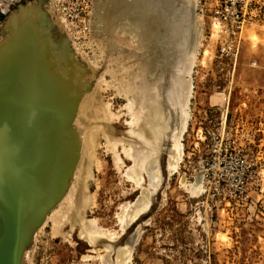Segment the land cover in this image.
Here are the masks:
<instances>
[{
    "label": "rangeland",
    "instance_id": "obj_1",
    "mask_svg": "<svg viewBox=\"0 0 264 264\" xmlns=\"http://www.w3.org/2000/svg\"><path fill=\"white\" fill-rule=\"evenodd\" d=\"M38 1L21 0L16 3L0 19V31L11 13ZM121 1L94 0V10L99 8L102 21L99 31L105 33L108 30L109 33L110 42L105 55L101 56L105 59L98 55V51L103 50L101 43L98 48L96 42H90L89 36L71 39L77 44L75 50L82 53L79 56L74 51L73 55L75 59L76 55L82 58L76 60L78 63L80 61L79 65L84 71L81 75L83 86L91 85V92L99 80V90L94 96L102 111L105 108L100 106V100L109 108L111 119L106 120L115 137V143L109 144L104 130L100 131L96 137L97 146L91 155L90 195L84 213L97 236L93 240L81 236L80 225L72 227L70 223L57 229L52 221H48L43 230L40 229L70 186L73 175L64 176L56 195L47 201L49 204L42 206L40 201L35 200L24 208L20 205L16 207L12 218L0 216V262L264 264V25H246L241 33L234 34L230 29L213 25L197 0L196 18L198 23H202L197 40L191 42L187 53L174 43V50L171 51V43L161 29L153 30V38L145 33L142 38L145 43L142 41L141 44L130 37L122 36L119 39L118 23L114 21V27L107 20L115 16L121 18L119 12L126 11L120 7ZM128 1L124 0L125 3ZM143 1L142 6L149 4V1ZM133 2L134 8L127 18L131 20L134 17L135 23H138L139 17L136 15L140 14L139 11H143L141 17L145 20H148L147 11L150 12V8L156 11L154 7L140 8L141 0ZM163 4L160 3L159 7H163ZM52 9L50 15L53 17L55 11ZM64 24L67 27L65 21ZM143 24L142 27H145ZM106 25L110 28L107 29ZM65 29L68 32V27ZM252 31L258 40L251 38ZM181 58V69L185 70L181 71V74L184 73L182 77L191 85L186 120L179 109L168 105L167 99L163 102L166 109H171V130L176 124L182 128L186 123L179 136L181 155L176 156V160V157L168 159L174 142L162 136V147L158 145L159 151L155 150L152 155L157 160L154 159L152 169L156 174L155 180L151 182L149 176L152 175L149 174L152 172L142 170V165L138 163L137 166V162H134V159L142 158L144 152L141 151L145 149L136 144L129 154L122 147V138L126 139L127 144L135 141L129 131L131 115L126 109L128 101L122 87L129 88L127 82L135 79V88H145L140 65L147 72L158 75L168 66L172 70ZM94 70H98L99 74ZM120 70L125 72L119 73ZM86 73H90L91 79ZM95 76L99 77L96 79ZM89 79L93 81L90 83ZM100 108H97L99 113L104 114L105 111L101 113ZM102 124L106 125L105 122ZM133 153H138L137 157L133 158ZM134 163L137 171L132 168ZM144 192L148 195V206L130 220L128 212Z\"/></svg>",
    "mask_w": 264,
    "mask_h": 264
},
{
    "label": "bare ground",
    "instance_id": "obj_2",
    "mask_svg": "<svg viewBox=\"0 0 264 264\" xmlns=\"http://www.w3.org/2000/svg\"><path fill=\"white\" fill-rule=\"evenodd\" d=\"M138 1L140 2V0ZM147 1H149V4ZM147 1L145 3L148 5L146 6L154 7L156 11L154 12L151 8L150 12L147 11L146 19L148 20L143 19L141 17L143 11H139L140 14L136 15L139 17L138 23H135L134 17L131 20L129 17V19L127 18V14H131V9L134 8L132 7V4L134 5L133 0L128 1V3H125L124 0L120 2L121 6H119L124 7L127 12H119V14L124 15L120 14L121 18L118 17L117 19L115 18L117 16H115L114 19L107 20L110 24H113L114 21L118 23L116 29L119 39L122 36L130 37L133 41L141 44L145 33L149 38L150 36L153 38L156 23L159 25L161 21V19H158L160 18L158 14L164 12L162 7L159 8L160 3L163 4V0ZM142 3H144L143 0H141L139 7L141 6L140 8L143 9L146 6H142ZM165 4L171 6V8L165 7L170 10L169 16L167 15L168 17L163 19L165 26L169 27L170 35L165 34L164 36L171 43L169 45L170 48L172 47L171 51L174 50V43L178 45L180 50H185L187 53L191 42L197 40L201 31L202 23L197 22L195 13L197 0H166ZM50 5L54 8L52 10L55 11L53 17L50 15V12L52 13ZM21 7L15 12L12 11L13 13L4 21L0 31L2 36L0 38V171L6 168V170L12 172V177L9 176L6 180L0 179V216L12 218L16 207L20 205L23 206L21 208H24L35 200L40 201L42 206L45 205L48 200L56 195L63 177L73 175L69 183L70 186L68 185L66 194H64L65 196L63 195L64 197L61 198L62 200L60 199L61 201L56 207L53 206L55 208L50 214L47 213L49 215L45 224L39 228L43 230L48 221H52V225L57 229L63 228L66 223H70L72 227L78 224L80 225V235L93 240L97 234L91 223L86 220L84 213L90 195L88 184L91 175V155L97 146L95 142L100 131L104 130V135L107 137L109 144L115 143L112 128L106 120L111 119V114L108 111L109 108H106V104H102L99 94L100 106L105 108L103 109L104 114H100L99 109H97L100 107L97 106V104L99 105L97 103L98 99L94 95L99 90V85H97L99 80L98 83L96 82V87L93 85V92H89L90 84V87L88 85L83 86L84 82L81 75L83 76L84 71L79 65L80 61L78 63L76 60L81 58H77V55L80 56L82 53L79 50L76 51L77 44L75 45V42L71 40L73 38H71L69 31L67 32V29H65L67 27L63 19L58 18L60 15L58 16V11L55 9V0H39L36 4ZM103 11L102 13H104ZM93 15L91 33L88 36L90 42H94L92 44L96 42L98 48L99 44H102L103 50H96L99 52L100 58L105 59L106 57L101 56L105 55L106 52L104 51H106L110 42H108L109 33L108 30L107 33L99 31L102 21L98 7L94 10ZM198 17L200 16L198 15ZM163 20L161 27L164 26ZM103 21H106V19ZM143 23H145V27H142ZM109 28L107 26V29ZM113 32L115 33V30ZM251 38L258 40V36L253 31ZM150 40L149 43H151ZM163 48L165 49V47ZM74 51L77 54H75L76 59L73 55ZM100 53L102 54L100 55ZM148 55L150 58V53ZM108 57H110L109 54ZM140 59L142 61V58ZM182 61L183 58L174 64L172 70L168 66L169 68L166 67L165 71L158 75H155L154 72H147L138 62L140 73H144L145 88L139 90L136 87V89L135 79L132 82H127L129 88L124 87L123 89L122 87L123 95L128 101L126 109L129 110L128 114L131 115V121L128 122L130 124L129 131L135 139V141H129V144H127L126 139L120 138L124 142L122 147L125 152L131 154L132 148L136 147V144H140V148L145 149L140 150L144 154L142 158L134 159V162H137V166L140 163L144 167L141 166V169H147L150 173L153 169L154 159L157 160L152 155L156 152L155 150L159 149V147L157 148L158 145L162 147V136L171 139L172 143L174 142L168 159H174L176 156L181 155L179 136L183 133L184 126H186L184 121L187 116L186 107L191 91V85L182 77L184 73L181 74V71H185L183 68L181 69ZM81 63L83 64L82 61ZM138 67L136 68L138 69ZM151 69L153 70V68ZM98 70L97 72L94 70L96 74L101 71ZM122 72L125 71H119V73ZM89 74L86 73L91 79ZM146 74L149 78L154 79H148ZM117 76L120 78L119 75ZM124 78H126L125 73ZM188 81L190 82L189 79ZM165 99L169 101L167 102L168 105L172 104L174 109H179L178 111L183 113L184 124L182 128L177 127L176 124V127L171 130V109H168L169 107L166 109L163 106ZM103 111L101 110V113ZM102 122H105L106 125ZM28 155L35 162L32 174L26 175L21 173L17 166L28 164ZM137 155L133 153L131 156L137 157ZM168 163L171 162L168 161ZM169 164L168 167H170ZM134 167H136L135 163L132 167L133 170ZM134 173L137 174V172ZM149 175H152L149 178H152L150 181L153 182L156 175L155 171ZM146 194L144 192V196L142 195L141 199H138L128 212L130 220L136 218L148 206V195L146 196ZM40 229L38 230L41 231ZM0 264H7V262L2 261Z\"/></svg>",
    "mask_w": 264,
    "mask_h": 264
},
{
    "label": "built area",
    "instance_id": "obj_3",
    "mask_svg": "<svg viewBox=\"0 0 264 264\" xmlns=\"http://www.w3.org/2000/svg\"><path fill=\"white\" fill-rule=\"evenodd\" d=\"M21 0H0V19ZM202 11L212 24L241 33L246 25H264V0H199ZM55 8L67 23L72 38L80 39L91 33L94 0H55Z\"/></svg>",
    "mask_w": 264,
    "mask_h": 264
},
{
    "label": "water",
    "instance_id": "obj_4",
    "mask_svg": "<svg viewBox=\"0 0 264 264\" xmlns=\"http://www.w3.org/2000/svg\"><path fill=\"white\" fill-rule=\"evenodd\" d=\"M162 2L165 4L166 0H163ZM164 4H163V7L164 8L162 7V9L164 10V12L162 14L161 13L158 14V16L160 15L159 16L160 18H158V16H157V18L159 20L161 19V21H160L159 25L156 23L155 28H156V30H158V28H159V29H161V31H164V34L169 35V32H170L169 27L165 26V24H164V27L163 26L161 27L162 20L169 16V11L170 10L166 9L165 7L171 8V6L166 5V4H165L166 6H164ZM159 8H161V7H159ZM159 20H157V21H159ZM27 159H28V164H26L25 166H23V165L22 166H19V167L17 166V169L21 173L26 174V175H28L29 173L32 174V171H33L32 168H34V162H35V160L31 156H29V155H28V158ZM26 167H28V168L26 169ZM11 173L12 172H9L5 168L4 170L0 171V179L6 180L7 177H9V176L12 177V174Z\"/></svg>",
    "mask_w": 264,
    "mask_h": 264
}]
</instances>
